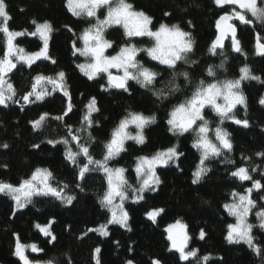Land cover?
I'll return each mask as SVG.
<instances>
[{
    "label": "trees",
    "instance_id": "obj_1",
    "mask_svg": "<svg viewBox=\"0 0 264 264\" xmlns=\"http://www.w3.org/2000/svg\"><path fill=\"white\" fill-rule=\"evenodd\" d=\"M4 2L11 17L7 22L9 29L27 30L14 39V44L26 53L43 47L39 35L30 34L35 31L32 20L49 22L52 31L48 40L49 59L41 58L31 66L18 63L8 75L16 95L7 101V106H0V145H8L7 148L0 147V181L18 186L36 168L47 169L52 173L49 183L57 188L67 185L64 193L75 199L68 205L51 195L34 196L25 208L16 211L11 196L0 193V264H23L14 255L17 236L21 244H35L42 249L28 254L32 264H47L48 261L52 264H97L94 253L97 247L101 249L100 264H126L129 260L133 264H152L154 260H159L160 264H196L197 259L204 256L210 259L201 260L200 264H264V229L259 227L256 215L264 211V187L253 189L251 195L255 202L251 217L252 236L261 248L260 254L246 243H229L225 239L228 225L234 224L235 220L224 208L225 204L233 202V192L246 194L245 190L252 188L256 180L264 185V156L257 155L264 153V105L260 103L264 97V55L258 54L256 47L257 34L259 43L264 44V22L246 17L252 23L242 24L235 19L241 52H235L228 41L222 50L213 54L209 49L217 37L216 21L221 15L232 13L234 8L240 11L238 8L218 7L214 0H126L134 10L152 17L150 27L153 31L163 23L168 26L178 24L183 31L189 32L192 51L187 53V62L179 61L174 70L150 61L145 51L142 52L139 60L158 74L154 83L142 87L140 83L129 81L127 91H116L108 87L105 75L89 79L78 67L85 59L79 52L73 54V42L81 48L79 37L93 22L86 17L74 16L68 10L67 0ZM257 6L264 7L262 0H257ZM103 38L112 43V54L129 44L138 49L152 47L146 39L128 38L123 28H110ZM5 50L6 37L0 32V58ZM221 62L223 68L218 67ZM210 66L215 71L214 77L207 74ZM244 66L260 78L241 81L240 92L246 98L247 108L240 106L234 114L237 119L248 120L249 126L237 125L232 120L220 124L211 110L205 112L212 128L219 126L229 133L232 150L224 149L220 156L206 160L205 166L210 171L194 184L193 173L201 156V152L193 147L197 134L193 131L174 134L167 123L169 114L192 95L201 80L205 84L235 80ZM60 71L65 73L63 83L70 93L72 110L62 120H57L54 117L61 116L68 103L63 91H52L51 85H46L51 94L41 101L31 97L34 102L27 104L22 96L31 90L33 78L38 74L55 77ZM185 71L189 73L190 83L180 75H175L174 79V73ZM177 86L179 90H175ZM158 90H164L163 97L155 94ZM92 97H95L99 111L92 113L93 124L86 127L82 117ZM131 112L155 116V121L143 130V143L126 144L124 151L108 162L111 168L125 169L132 188L138 186L135 172L138 157H151L173 146L181 155L172 165L157 170L160 183L154 191L146 192L139 202H132L133 195H129L130 201L125 204L128 227L123 228L107 223L111 213L100 204V198L107 190L103 171L93 168L79 179V168L65 158V144L53 145L48 141L68 138V147L77 151L76 143L68 136V126H71L72 132L79 135L80 143L88 146L91 156L102 160L113 129ZM44 113L49 115L43 126L33 128L30 121ZM78 161L80 165L87 162L82 155ZM239 167L247 168L252 180L241 181L233 177L231 172ZM154 209H163L155 221L147 216ZM53 220L50 231L56 237L54 241L36 227L37 224L48 225ZM178 221L190 237L188 248L197 250V257L188 261L180 260L179 253L169 250L167 229ZM100 225H106L108 236L89 231ZM201 229L206 233L203 239L200 238Z\"/></svg>",
    "mask_w": 264,
    "mask_h": 264
},
{
    "label": "snow or ice",
    "instance_id": "obj_2",
    "mask_svg": "<svg viewBox=\"0 0 264 264\" xmlns=\"http://www.w3.org/2000/svg\"><path fill=\"white\" fill-rule=\"evenodd\" d=\"M217 6H224L225 4L236 5L241 10L250 12L257 20L264 22V7L257 6V0H214ZM264 3V0H262ZM6 4L4 0H0V32L4 33L6 37V50L4 56L0 58V105L7 106V101L13 100L16 95V90L13 85L5 79L6 74L16 67V63L13 61L15 57L16 62H23L31 66L35 61L41 58L49 59L48 56V40L52 31V26L49 22L38 23L36 20H32L31 23L35 25V31L31 32L32 36L39 35L43 40V47L31 53H26L23 48H19L14 44V39L18 36L25 34L24 31H13L8 27V21L11 17L6 11ZM68 10L74 16L86 15L87 17H95L96 10L101 7H107V15L103 20L97 18V22L85 29L80 40L83 42V47L77 48L76 42H73V54L79 52L81 55L90 56L91 62L86 64H80L78 67L80 70L88 76L89 79H93L99 73H107L108 87H115L118 89L128 90L127 82L129 80H136L142 87H148L152 85L157 77V73L151 69L144 67L138 61H136V55L139 51H146L148 56L153 60L159 61L161 64L167 65L170 69H175L177 62L186 61L187 53L192 51V40L189 32L183 31L178 24L168 26L161 23L159 27L153 31L150 25L152 24V17L147 15L143 11H136L130 3L126 0H67ZM168 15V13H165ZM232 19H236L244 24H251L252 21L246 18L243 11H236L234 8L232 13H225L219 17L216 21V27L219 30V35L213 41L209 51L215 54L216 49L223 47V40L230 34L232 37L233 50L241 52L239 41L236 39V28L230 22ZM190 23V22H189ZM112 24H120L125 29V35L128 37H144L147 36L155 41V44L151 48L138 49L135 45L129 44L120 48L119 52L113 56H105V49L110 48L112 43L102 38V32L105 26ZM259 34H257V51L258 54L264 55V44L259 43ZM55 63V61H52ZM192 63H195L193 61ZM224 67V63L218 66ZM110 69H116L117 72L122 71V75H114ZM131 69V71H130ZM240 77L235 80H225L222 82H212L205 84L203 80L195 87L192 95L186 99L184 103L179 104L171 111L170 118L167 123L170 125V131L174 134H184L190 130L197 132V137L193 142V147L201 150L200 162L196 167V171L193 173V183H199L203 176L210 171L205 166V161L220 156L222 150H232V143L230 141L229 133L222 130L217 126L214 129L215 138L219 141V146L213 143L208 138L210 131L209 122L204 119L202 111L206 106L211 107L220 118V124L226 119L232 120L237 125L244 127L249 126V121L244 119H237L233 113V109L236 105H243L247 108L246 98L240 92L241 81L245 79L260 80L259 77L251 74L250 69L244 66L240 69ZM209 76H215L214 69L210 66L207 69ZM175 75L183 76L186 81L190 83L189 73L187 71L181 73H174ZM65 73L60 71L55 77L44 76L38 74L33 78L34 83L31 86V90L22 96V100L25 104L33 103L30 99L35 98V101H41L45 96L50 95L51 92L46 85H51V90L63 91L65 97H68V103L66 110L61 116L54 117V119L62 120L72 110L70 93L65 90L64 86ZM174 79L173 82L174 83ZM106 90V89H105ZM175 90H179L178 86ZM157 96L163 97L164 90H158L155 93ZM222 99L223 103H218V100ZM19 102V101H14ZM260 103L264 105V97L260 99ZM87 112L82 117V123L86 127H91L93 124L92 113L98 112L96 107V99L92 97L89 103L86 105ZM48 113L41 114L38 119L30 121L33 128H41L48 118ZM202 121L198 128L194 129L197 121ZM155 121V116H145L143 113L131 112L122 119L117 127L113 129L111 139L105 144L106 152L102 160L94 159L89 153L88 146L80 143V137L74 134L71 130V126H68V136L71 137V141L76 143L77 151H73L71 147H68L70 141L68 138L63 140H49L50 144L63 143L66 146L65 158L79 168L78 178L83 179L85 174L91 171L93 168L102 170L107 179V190L100 198V204L102 207L107 208L111 217L107 221L108 224H120L122 227H127L128 213L123 208V203L128 199L127 189L131 188L128 185L127 180L124 177L125 169L123 168H111L108 166V161L116 157L121 151L124 150L123 145L125 140L132 139L137 143L144 142V136L142 134L143 128ZM129 125H134L138 129L136 135H131L127 129ZM90 136V134H89ZM91 138V137H90ZM0 147L7 148L8 145H0ZM33 147H39V145H33ZM83 156L86 159V163L79 164L78 157ZM181 153H178L176 147H169L167 149L158 151L151 157L141 156L137 158V164L135 171L140 184L138 188H132L135 194V200L143 199V193L146 190H155L154 186L160 183L159 177L156 175V167L158 165H167L170 161H175L179 158ZM258 156H264V153H257ZM233 163V161H228ZM92 166V167H90ZM255 171V168L252 169ZM233 177L238 178L241 181L252 180L251 175L248 173V169L245 167H239L235 171L231 172ZM52 179V173L47 169L36 168L31 176L24 179L20 184L13 185L0 181V193H5L11 196L15 202V208L23 209L29 203L32 202L33 196H48L51 195L60 200L64 204H72L75 199L72 195L64 193L63 188H57L52 186L49 181ZM264 187L260 181H253L252 188L246 189V194H240L233 192V202L231 204H225L224 208L230 215L236 217L235 224L228 225V233L225 239L229 243H240L243 241L250 248H252L257 254H260L261 248L254 243V237L252 236L253 225L247 222V217L252 207H255V202L251 200L250 194L253 189H260ZM83 190V189H81ZM119 198L120 203L116 204L114 201ZM163 209H154L147 213V216L155 221L156 216L162 212ZM258 220L260 221L259 227L264 229V211L256 213ZM41 226L39 224L36 227L45 236L51 237V240L56 239L55 235L50 231L51 223ZM184 229V225H181L178 221L176 225H169L167 231L169 232L168 239L171 241L170 251L175 249L179 253V258L182 261H188L190 258L197 257V250H188L187 241L190 237L186 232H181L177 235H173V228ZM130 230V229H129ZM89 231H96L103 236H108L109 233L106 230V225H100L98 228L89 229ZM206 233L203 229L200 231V238L203 239ZM30 247L33 252L42 251L37 245H23L19 241L17 236V242L15 245L14 255L19 257L23 264H32L28 257L25 255V248ZM101 249L97 247L94 250L97 264L99 262V254ZM209 256H204L197 259L196 264H200V261H208ZM47 264H52L48 261ZM126 264H133V261L129 260ZM152 264H160L159 260H154Z\"/></svg>",
    "mask_w": 264,
    "mask_h": 264
},
{
    "label": "rangeland",
    "instance_id": "obj_3",
    "mask_svg": "<svg viewBox=\"0 0 264 264\" xmlns=\"http://www.w3.org/2000/svg\"><path fill=\"white\" fill-rule=\"evenodd\" d=\"M225 6H234V7H236V8H238V10H240V11H243V14H245L246 15V17L247 18H251V19H254V20H257L255 17H253L252 15H251V13L250 12H247L246 10H241L238 6H236V5H230V4H225L224 6H222V7H225ZM218 7H221V6H218ZM107 7H101V8H98L97 10H96V16L95 17H87L86 15H81V16H77V17H86V18H88L89 20H91L92 22H93V24L92 25H94V24H96V22H97V18L99 19V20H103L104 18H105V16L107 15ZM114 27H116V28H123V30L125 31V29H124V27L122 26V25H120V24H112V25H109V26H105L104 27V29H103V32H102V38H103V35H104V32L106 31V30H108V29H110V28H114ZM19 37V36H18ZM128 37V36H127ZM128 38H131V39H146V40H148L150 43H151V45H152V47L154 46V44H155V41L153 40V39H151V38H149V37H147V36H144V37H136V36H133V37H128ZM104 39V38H103ZM80 46L81 47H83V42H82V40L80 41ZM111 48H112V46L110 47V48H107V49H105V52H104V55L105 56H113V55H116V54H112V53H110L111 52ZM142 52H144V51H139L138 53H137V55H136V61H138L140 64H142L144 67H146L143 63H142V61L141 60H139V57L141 56V53ZM145 53H146V56L149 58V60L150 61H152V62H154V63H156V64H158V65H160V66H162V67H166V68H168V66L167 65H164V64H161L159 61H157V60H153L150 56H148V54H147V52L145 51ZM83 56V58L85 59V63L84 64H86V63H90L91 62V57L90 56H84V55H82ZM13 61L16 63V65L18 64V63H23V62H16L15 61V57H13ZM38 61V60H37ZM36 62V61H35ZM179 62V61H178ZM177 62V63H178ZM24 64H26V63H24ZM15 68H13L11 71H9L7 74H6V76H5V79L8 81V75L14 70ZM110 71L114 74V75H122L123 73H122V71L121 72H117V70L116 69H110ZM130 71H131V69H130ZM99 75H105V77L107 78V81H108V76H107V73H99L97 76H95L93 79H95V78H97ZM88 77V76H87ZM129 81H134V82H137L136 80H129ZM128 81V82H129ZM138 83V82H137ZM218 103H223V100L222 99H220V100H218ZM0 106H4V105H0ZM240 106H243V105H236V107L233 109V113L235 112V110L238 108V107H240ZM207 110H211V112H212V114L214 115V116H216L217 117V120L218 121H220V118H219V116L216 114V112L211 108V107H209V106H206L204 109H203V111H202V115L204 116V119L205 120H207L208 122H209V128H210V131H209V133H208V138L210 139V140H212V142L213 143H216L217 144V146H219V141H217L216 140V138H215V134H214V129L215 128H212V126L210 125V120L208 119V118H206V116H205V112L207 111ZM226 121H230L229 119H226L224 122H226ZM223 122V123H224ZM202 123V121H197L196 122V125H194L193 126V128L194 129H196V128H198V126L200 125ZM148 125V124H147ZM146 127V126H145ZM144 127V128H145ZM144 128H143V130H144ZM143 130H142V134H143ZM127 131L131 134V135H136V133H137V131H138V129H136L135 128V126L134 125H129V127H128V129H127ZM191 131H193V130H190L189 132H191ZM193 132H195L196 134H197V132L196 131H193ZM187 133V132H186ZM130 142H135V143H137L135 140H132V139H128V140H125V142H124V145H123V148H125V146H126V144H128V143H130ZM138 144H141V143H138ZM200 152H201V150L200 149H198ZM124 151V150H123ZM123 151H121L119 154H121ZM118 154V155H119ZM117 155V156H118ZM116 156V157H117ZM115 158V157H114ZM113 159V158H112ZM112 159H110V160H112ZM109 160V161H110ZM108 161V162H109ZM175 161H177V160H175ZM174 161V162H175ZM173 161H170L167 165H158L157 167H156V169H155V171H156V175H157V170L159 169V168H161V167H168L169 165H172V163H174ZM136 172V171H135ZM104 173V172H103ZM105 174V173H104ZM158 176V175H157ZM124 177H125V179H126V173L124 172ZM136 178H137V183H138V186H137V188L139 187V184H140V179L138 178V176H137V173H136ZM127 180V179H126ZM127 182H128V180H127ZM128 185H130V183L128 182ZM131 186V185H130ZM154 188H156V185L154 186ZM149 191H153V190H146L144 193H143V195L146 193V192H149ZM127 192H128V199L127 200H125L124 201V203H123V208H124V210H125V204L127 203V201H130V194L131 195H133V200H132V202H139V201H141V200H135V194L133 193V191H132V186H131V188H128L127 189ZM252 192H251V194H250V198H251V200H252ZM34 197V196H33ZM32 197V198H33ZM114 203H116V204H119L120 203V201H119V198L117 197L116 198V200L114 201ZM14 204H15V202H14ZM253 209H254V207H252L251 208V210H250V212H249V215H248V217H247V222L249 223V224H252V222H251V217H252V213H253ZM15 210L16 211H19V210H21V209H16L15 208ZM126 211V210H125ZM232 217L234 218V224L236 223V217L235 216H233L232 215ZM259 221V220H258ZM259 223H260V221H259ZM110 225H113V224H110ZM115 225H120V224H115ZM176 225V224H175ZM121 226V225H120ZM122 227V226H121ZM127 227H128V220H127ZM127 227H123V228H127ZM106 230H107V227H106ZM108 231V230H107ZM186 232V229L184 228V229H180V228H173V230H172V232H173V235H177V234H179V233H181V232ZM252 231H253V229H252ZM101 235V234H100ZM168 235H169V232H168ZM103 236V235H102ZM240 243H244L243 241H241ZM170 244H171V241H170ZM188 250H190L189 248H188V241H187V249H186V251H188ZM172 251H175V252H177L175 249H173ZM29 253H38V252H33L32 250H31V248L30 247H26L25 248V255L28 257V254ZM178 253V252H177ZM198 255V254H197ZM28 259H29V257H28ZM190 259H193V258H190ZM189 259V260H190Z\"/></svg>",
    "mask_w": 264,
    "mask_h": 264
},
{
    "label": "water",
    "instance_id": "obj_4",
    "mask_svg": "<svg viewBox=\"0 0 264 264\" xmlns=\"http://www.w3.org/2000/svg\"><path fill=\"white\" fill-rule=\"evenodd\" d=\"M232 21H233V19L230 21L231 23H232ZM238 21V20H237ZM240 22V21H239ZM233 24V23H232ZM242 24H244V23H242ZM234 25V24H233ZM235 26V28H236V39L238 38V28H237V26L236 25H234ZM216 34H217V36L219 35V30L217 29V27H216ZM228 40H230L231 42H232V37H231V35L229 34L224 40H223V47L222 48H217L216 50H222L224 47H225V45H226V43L228 42ZM240 46V45H239ZM236 52V51H235ZM112 89H114V90H116V91H124L123 89H118V88H115V87H111Z\"/></svg>",
    "mask_w": 264,
    "mask_h": 264
}]
</instances>
